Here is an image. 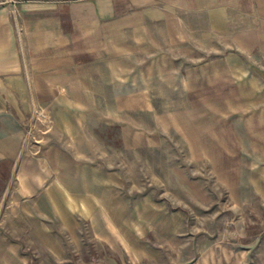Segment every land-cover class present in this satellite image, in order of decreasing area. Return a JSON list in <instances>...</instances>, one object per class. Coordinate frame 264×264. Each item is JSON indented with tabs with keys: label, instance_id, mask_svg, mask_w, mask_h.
Here are the masks:
<instances>
[{
	"label": "rangeland",
	"instance_id": "obj_1",
	"mask_svg": "<svg viewBox=\"0 0 264 264\" xmlns=\"http://www.w3.org/2000/svg\"><path fill=\"white\" fill-rule=\"evenodd\" d=\"M201 15L0 0L26 84L0 264H264V28Z\"/></svg>",
	"mask_w": 264,
	"mask_h": 264
},
{
	"label": "crops",
	"instance_id": "obj_2",
	"mask_svg": "<svg viewBox=\"0 0 264 264\" xmlns=\"http://www.w3.org/2000/svg\"><path fill=\"white\" fill-rule=\"evenodd\" d=\"M194 4L202 14L201 21L228 23L231 34L238 27L236 23L244 28H264V0H194ZM40 59H34V67L36 63L40 65ZM25 92L18 40L9 23H0V160L7 155V145L12 142L15 148L19 136L18 109L26 106Z\"/></svg>",
	"mask_w": 264,
	"mask_h": 264
}]
</instances>
